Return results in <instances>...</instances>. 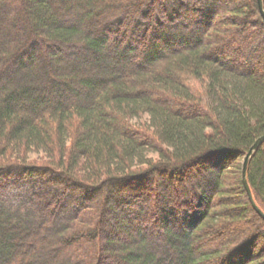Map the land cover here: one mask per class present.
<instances>
[{
    "label": "trees",
    "instance_id": "trees-1",
    "mask_svg": "<svg viewBox=\"0 0 264 264\" xmlns=\"http://www.w3.org/2000/svg\"><path fill=\"white\" fill-rule=\"evenodd\" d=\"M153 1L0 0V264H264L258 0Z\"/></svg>",
    "mask_w": 264,
    "mask_h": 264
},
{
    "label": "rangeland",
    "instance_id": "rangeland-1",
    "mask_svg": "<svg viewBox=\"0 0 264 264\" xmlns=\"http://www.w3.org/2000/svg\"><path fill=\"white\" fill-rule=\"evenodd\" d=\"M156 1H153V2H156ZM118 10H120V12L123 11L122 8H120ZM225 30L229 31L228 29H225ZM231 35L233 36V33L232 34L231 33L227 34L226 36L229 37ZM236 37H237L236 38L237 39L236 43L239 44V46H241V48H243L241 50L236 51V59H235V61H236L237 65L239 66V68L248 69L249 64H247V62L244 61V60H247V59L250 60V61H253V63L261 62V65L264 67V65H263V63H264L263 60L264 59L262 58L263 57L262 56V52L264 51L263 50L264 49V43H262V45H260L261 47L259 48V51L250 52V50L253 48L254 44L252 42V37L249 34V32L247 30H241V32L239 34H237ZM262 39H263V37H262ZM69 51H68L69 53H68L67 56L68 57H72L73 52H72V50H69ZM39 64H42V63L39 62ZM42 70H43V73L47 71V70L45 71L44 68H42ZM49 70L52 71V69H49ZM67 94H69V96H70L69 92H67ZM145 118H147V115L143 119H145ZM136 119L138 120L139 118H136ZM38 155L40 156L41 153L40 152H35V151H32L30 153V156L33 157V158L38 156ZM153 155L155 156L156 153H153ZM234 168H235L234 170L227 171L228 174H229L227 176L228 178H233V176L236 174V171H235L236 170V166ZM8 194L14 200H18V198H20V195H21L20 192L17 191V190H11V191L8 192ZM239 199H241V198L239 197ZM118 239H119V241L123 240L122 238H118ZM90 247H91V245L88 242H83L82 241V242H79L77 244H70V245H67V246L53 245V246H51V248L46 249V250H42V251L46 252V253H50L51 250H53L54 252L59 253V254H57L58 260H62V261L65 262V259H66L65 257H68L69 259H71L73 257H76L77 255L78 256L79 255L82 256V254L91 251ZM107 261H108V263L110 262V264H116V262H117L116 258H114L113 256L112 257H108Z\"/></svg>",
    "mask_w": 264,
    "mask_h": 264
},
{
    "label": "water",
    "instance_id": "water-1",
    "mask_svg": "<svg viewBox=\"0 0 264 264\" xmlns=\"http://www.w3.org/2000/svg\"><path fill=\"white\" fill-rule=\"evenodd\" d=\"M258 5H259V9L261 12V15L264 18V0H258ZM264 142V134L261 135L260 137H258L255 142L250 146L248 152L245 155L244 158V162H243V181L245 184V188L248 192L249 198L253 204V206L256 208V210L264 217V211L260 208V206L257 204V202L254 199L250 184L248 182V178H247V170H248V165H249V161L251 156L253 155V153L255 152V150Z\"/></svg>",
    "mask_w": 264,
    "mask_h": 264
}]
</instances>
